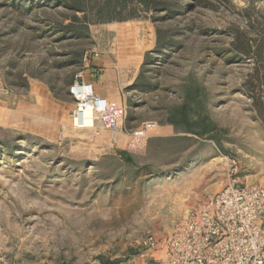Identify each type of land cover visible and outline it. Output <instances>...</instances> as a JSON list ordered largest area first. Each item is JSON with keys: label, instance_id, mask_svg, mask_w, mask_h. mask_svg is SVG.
Wrapping results in <instances>:
<instances>
[{"label": "rangeland", "instance_id": "rangeland-1", "mask_svg": "<svg viewBox=\"0 0 264 264\" xmlns=\"http://www.w3.org/2000/svg\"><path fill=\"white\" fill-rule=\"evenodd\" d=\"M100 1L0 0V264H145V237L199 199L264 186V0H154L98 22ZM145 21L157 45L136 59L123 131L75 127L77 75Z\"/></svg>", "mask_w": 264, "mask_h": 264}, {"label": "built area", "instance_id": "built-area-1", "mask_svg": "<svg viewBox=\"0 0 264 264\" xmlns=\"http://www.w3.org/2000/svg\"><path fill=\"white\" fill-rule=\"evenodd\" d=\"M81 77L79 73L69 88L76 102L71 116L77 128L92 126L108 110L107 100ZM87 105L91 124L77 123L78 112ZM155 127L147 122L135 134ZM143 245L156 254L145 264H264V186L230 179L193 204L168 235H147Z\"/></svg>", "mask_w": 264, "mask_h": 264}, {"label": "crops", "instance_id": "crops-1", "mask_svg": "<svg viewBox=\"0 0 264 264\" xmlns=\"http://www.w3.org/2000/svg\"><path fill=\"white\" fill-rule=\"evenodd\" d=\"M137 37L135 40L138 42L132 41L124 47L116 44L91 55L82 70L81 78L92 83L94 92L107 100L108 110L100 116L99 123L108 130L123 131L127 108L125 94H129L125 89L127 85L135 89L138 81L136 59L144 54L152 55L157 45L156 36L147 21H145V40L141 35ZM126 56L135 62L125 66L126 63L122 64V62Z\"/></svg>", "mask_w": 264, "mask_h": 264}, {"label": "trees", "instance_id": "trees-1", "mask_svg": "<svg viewBox=\"0 0 264 264\" xmlns=\"http://www.w3.org/2000/svg\"><path fill=\"white\" fill-rule=\"evenodd\" d=\"M58 1L75 10L84 11L85 8L84 0ZM139 6L145 8V10H148L149 8H155V3L154 0H103L100 1V3L97 2L93 8L95 12V21L103 22L120 20L125 17H134L137 14L136 12L139 9ZM83 19H88V16L84 15ZM238 49L243 51L246 50L245 47H241Z\"/></svg>", "mask_w": 264, "mask_h": 264}, {"label": "bare ground", "instance_id": "bare-ground-1", "mask_svg": "<svg viewBox=\"0 0 264 264\" xmlns=\"http://www.w3.org/2000/svg\"><path fill=\"white\" fill-rule=\"evenodd\" d=\"M92 112L89 106L82 107L77 114V123H84L85 125L91 124Z\"/></svg>", "mask_w": 264, "mask_h": 264}]
</instances>
